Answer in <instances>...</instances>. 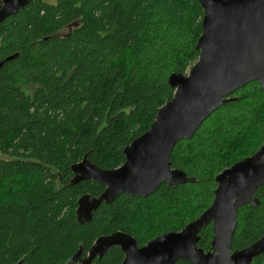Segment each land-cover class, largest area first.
Wrapping results in <instances>:
<instances>
[{
	"label": "trees",
	"instance_id": "obj_1",
	"mask_svg": "<svg viewBox=\"0 0 264 264\" xmlns=\"http://www.w3.org/2000/svg\"><path fill=\"white\" fill-rule=\"evenodd\" d=\"M203 15L198 0H32L0 23V62L14 56L0 66V264H67L115 233L142 247L180 231L212 204L215 177L259 149L264 90L253 81L173 148L170 165L186 183L125 193L88 222L76 218L78 199L104 187L77 181L74 169L125 162L123 149L173 98L170 75L196 63ZM255 197L258 206L237 211L232 251L264 236V184ZM199 236L208 252L211 226ZM123 258L113 246L92 264Z\"/></svg>",
	"mask_w": 264,
	"mask_h": 264
},
{
	"label": "water",
	"instance_id": "obj_2",
	"mask_svg": "<svg viewBox=\"0 0 264 264\" xmlns=\"http://www.w3.org/2000/svg\"><path fill=\"white\" fill-rule=\"evenodd\" d=\"M32 0H2L0 23L15 15ZM202 10L201 35L196 44V63L186 75L174 73L168 85L173 98L162 106L149 130L123 149L125 162L116 169L91 166L74 169L75 178L92 180L104 187L98 197L84 195L77 201L76 218L88 222L102 203L111 204L122 194L147 197L162 183L176 187L186 175L173 169L169 157L181 140L193 137L202 123L230 96L246 84L257 81L264 90V0H198ZM14 56L0 62V66ZM212 204L180 231H169L142 247L123 233L95 241L88 260L72 258L69 263L92 264L108 248L118 246L121 264H253L264 254V236L241 250H231L237 211L259 205L255 192L264 184V137L259 149L215 177ZM211 226L210 250L197 247L200 232Z\"/></svg>",
	"mask_w": 264,
	"mask_h": 264
},
{
	"label": "rangeland",
	"instance_id": "obj_3",
	"mask_svg": "<svg viewBox=\"0 0 264 264\" xmlns=\"http://www.w3.org/2000/svg\"><path fill=\"white\" fill-rule=\"evenodd\" d=\"M46 2H48V3H51V4H54L55 3V0H45ZM0 157H3V156H1V154H0ZM69 264H75V263H69Z\"/></svg>",
	"mask_w": 264,
	"mask_h": 264
}]
</instances>
